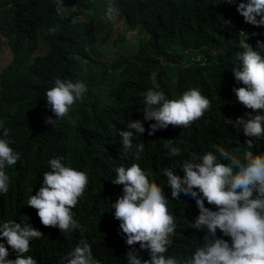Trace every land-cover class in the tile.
I'll list each match as a JSON object with an SVG mask.
<instances>
[{
  "label": "clouds",
  "instance_id": "obj_1",
  "mask_svg": "<svg viewBox=\"0 0 264 264\" xmlns=\"http://www.w3.org/2000/svg\"><path fill=\"white\" fill-rule=\"evenodd\" d=\"M128 10L106 0L105 22L110 20L127 41L122 44L106 31L76 37L75 60L45 89V122L57 128L53 140H28L20 134L26 130L23 116L13 109L0 112V194L9 190L6 167L15 164L33 180L32 187L3 204L7 220H0V264H40L30 242L41 239V225L65 236L74 230L83 234L73 208L90 194L93 221L103 225L102 259L264 264V42L257 39L254 49L247 41L255 33L236 35L238 51L230 71L234 82L227 97L216 88L221 72L205 44L203 55L199 49L183 54L158 49L154 40L159 36L153 32L130 34L121 17ZM236 11L245 23L264 26V0H240ZM48 46L41 37L37 53ZM11 50L14 59L0 72V83L14 63ZM112 59L118 75L101 83L97 63L111 66ZM123 61L131 72H124ZM33 78L43 82L38 75ZM117 87L123 95L113 106L110 89ZM61 127L67 136H61ZM14 128L18 140L26 139L30 146H10L7 137ZM210 131L213 137L203 146ZM191 198L198 214L193 210L188 226L207 230L204 243L171 253L178 227L171 207ZM101 260L81 235L58 264H103Z\"/></svg>",
  "mask_w": 264,
  "mask_h": 264
},
{
  "label": "trees",
  "instance_id": "obj_2",
  "mask_svg": "<svg viewBox=\"0 0 264 264\" xmlns=\"http://www.w3.org/2000/svg\"><path fill=\"white\" fill-rule=\"evenodd\" d=\"M239 2L240 0H115L118 9L128 7V12H121V17H125L131 31H151L159 36V39L154 40L158 49H171L174 53L179 51L182 54L199 49L203 55L205 51L202 45L205 44L204 47L221 72L216 79V84H219L216 88L224 90L227 97L234 82L230 71L235 52L238 51L236 35L240 31L255 33L247 41L254 49L257 39L264 42V26L254 27L245 23L236 11ZM61 3L62 5L57 4L56 0H0V23L3 22V33L8 36L9 44L15 52V60L7 78L0 83V112L13 109L18 117L23 116L26 130H22L20 134L26 135L28 140L49 142L54 139L53 134L57 128L48 127L45 122L48 113L44 106V91L52 85L55 75L58 76L61 70L66 69V64L71 66L75 60L77 51L74 39L96 37L106 31L117 35L122 44L127 41V35L116 31L119 28L115 29L110 20L105 22L106 0H61ZM50 28L55 31L50 33ZM41 37L49 46L42 47L44 51L38 54ZM228 40L233 43H228ZM111 62L114 63L111 66L97 63L101 69V83L118 75L115 67L117 62L114 59ZM124 67L123 61L124 72H131L129 67ZM34 75L40 76L43 82L36 83ZM122 95V87L110 89L111 104L116 106V99ZM67 135V129L61 127V136ZM204 137L203 146H206V142L212 139L213 132L204 134ZM7 138L13 141L10 145L12 148L15 145L22 149L31 143L26 139L18 140L15 128ZM5 171L10 183L8 192L0 194V220H7L2 211L3 204H9L10 199L15 200L24 188L33 186V180L27 179V170L17 169L14 164L6 167ZM90 196L79 200L73 208L75 219L85 229L83 234L74 230L65 236L55 227L41 225V239L30 242V248L40 264H58L59 257L73 247L81 239V235L92 243L95 257L102 259L105 253L102 242L103 225L93 221L94 207ZM205 206L213 207L207 203ZM193 210L197 215L198 209L192 198L190 202L171 207L178 225L171 253L191 251L204 243L207 230L188 226ZM217 238H221L219 230ZM12 257L13 251L9 248L7 258ZM101 262L121 264L108 259H102Z\"/></svg>",
  "mask_w": 264,
  "mask_h": 264
},
{
  "label": "rangeland",
  "instance_id": "obj_3",
  "mask_svg": "<svg viewBox=\"0 0 264 264\" xmlns=\"http://www.w3.org/2000/svg\"><path fill=\"white\" fill-rule=\"evenodd\" d=\"M115 24L117 25L116 22ZM121 29L125 33H128L125 25H123ZM134 32H135L134 30L130 31V34H134ZM0 36H1V42H2L0 44V72H2L4 71L5 68H7L12 63L14 59V53L9 47L10 45H9L7 37L2 33H0ZM0 80L2 81V78H0Z\"/></svg>",
  "mask_w": 264,
  "mask_h": 264
}]
</instances>
